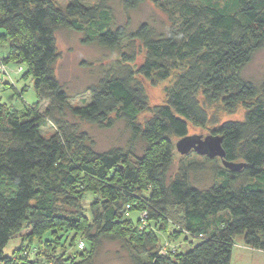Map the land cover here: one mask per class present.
<instances>
[{
  "label": "trees",
  "instance_id": "16d2710c",
  "mask_svg": "<svg viewBox=\"0 0 264 264\" xmlns=\"http://www.w3.org/2000/svg\"><path fill=\"white\" fill-rule=\"evenodd\" d=\"M108 1L89 7L71 0L60 9L53 0H0V29L9 44V57L0 63L24 64L37 96L34 107L46 104L42 113H32V106L19 112L0 102V263L95 264L104 239L129 251L132 264H231L237 236L264 252V85L241 75L264 47V0H120L126 11L152 2L167 15L164 33L147 22L133 29L117 24ZM60 29L108 50L139 42L144 61L131 68L124 64L135 62L138 53H122L120 70L88 89L91 101L71 106L54 70ZM176 70L165 104L137 123L147 104L139 77L164 81ZM3 75L0 85H9ZM200 90L205 102H221L227 112L247 107L242 121L225 122L210 134L221 137L225 156H202L222 165L213 166L220 181L206 189L188 180L200 163L182 159L170 177L176 144L189 136L188 126L208 123ZM116 119L130 131L127 151H95L76 124L111 128ZM47 121L56 131L44 137L40 130ZM139 141L141 155L134 149ZM190 152L197 154H179ZM222 161L240 166L229 169ZM86 194L94 198L85 208ZM169 220L177 224L171 231ZM160 226L168 237L176 231L200 242L185 252L162 253ZM25 229L27 246L4 257L8 241Z\"/></svg>",
  "mask_w": 264,
  "mask_h": 264
},
{
  "label": "rangeland",
  "instance_id": "374dc122",
  "mask_svg": "<svg viewBox=\"0 0 264 264\" xmlns=\"http://www.w3.org/2000/svg\"><path fill=\"white\" fill-rule=\"evenodd\" d=\"M70 1L71 0H53L55 5L60 9H65ZM80 2L90 7L96 5L98 0H80ZM108 5L115 16L116 23L123 24L128 22V25L132 29L142 22H147L158 33H164L169 25L167 15L160 11L150 1H147L131 11L124 10L120 0H109ZM55 37L59 55L54 67L55 75L65 89L71 106H84L91 101V95L88 89L96 85L99 79L120 70L118 62L121 59L122 53L130 54L131 51L138 53L135 62L124 64L134 69H137L138 65H140L145 58V51L139 42H134L133 44L123 43L120 48L108 50L96 45L82 44L80 41L81 34L67 29H60L56 32ZM2 38L5 40L4 43L1 41ZM8 57L9 44L4 31L0 29V60L7 59ZM4 69L6 75L5 81H8L9 85H0V102L19 112H24L31 106H36L37 96L33 89V79L27 73L26 66L11 61L4 66ZM179 73V70L172 71L170 77L164 81L139 77L143 84L147 104L146 109L137 116V123L141 125L144 124L145 121L152 117L154 107L165 104L167 96L166 90L173 84ZM241 75L245 80L257 87L264 85V47L242 68ZM197 99L207 114L208 123L204 128H195L189 125L187 134L189 136L197 135L203 139L212 134L214 129L225 122L242 121L247 111V107L242 104H239L232 113L227 112L221 102L209 104L205 102L201 90L197 95ZM45 107L46 104L44 103L37 108L34 107V109H30V111L32 113H42ZM66 118L70 123L74 122L70 115H67ZM76 124L81 130L88 134L90 140H92L93 149L97 152L107 151L112 148H120L123 151H127L130 148V131L122 120L116 119L111 128H98L85 123ZM40 131L41 135L49 137L55 133L56 129L53 124L47 121ZM134 149L136 154L141 155L143 143L140 141L136 142L134 144ZM184 157L177 152L175 153L174 164L170 171L171 178L176 177L180 162L183 159L185 164L192 162L203 165L202 168L188 171V180L191 185L199 189H206L220 181L219 178L215 176V171L213 170V166L215 165L222 167L219 159H216L215 163H208L205 161L204 157L194 152H190ZM93 198L94 196L91 194L85 195V208ZM137 217L138 215L136 212L130 214V218L134 221ZM138 218L141 228H144L148 222L144 216V211L139 212ZM168 222L170 226L172 225L170 228L171 231L174 229L173 226L175 222L173 220H169ZM161 223L162 222H160L159 225H161ZM175 225L177 226V224ZM163 227L164 226H160L162 232L166 226ZM164 233L165 231L163 235L157 233V238L162 242V247H164L165 250L170 249L172 252L176 251V249H178L179 252H185L200 242L199 238L189 239L187 237L185 240V236L176 231H173L169 237ZM28 234L29 231L25 229L19 235L13 236L8 241L3 251V256L12 257L13 253L18 251L22 245L27 246L24 236ZM60 234L61 233H58V235ZM172 237L177 240L175 242H170ZM17 263L16 260L13 261V264ZM8 264L12 263L9 262ZM95 264H132V260L130 259L129 251L124 249L119 243L104 239L95 258ZM231 264H264V252L246 246L243 243V238L237 236L233 241Z\"/></svg>",
  "mask_w": 264,
  "mask_h": 264
},
{
  "label": "water",
  "instance_id": "95a60500",
  "mask_svg": "<svg viewBox=\"0 0 264 264\" xmlns=\"http://www.w3.org/2000/svg\"><path fill=\"white\" fill-rule=\"evenodd\" d=\"M222 139L219 136H206L202 139V137L194 135V136H186L177 142L176 147L179 153L186 154L190 150H194L198 155L207 156L209 158H220L223 159L225 156L224 150L221 145ZM224 166L229 169H237L240 165H234L225 163L222 161Z\"/></svg>",
  "mask_w": 264,
  "mask_h": 264
},
{
  "label": "built area",
  "instance_id": "2783aa9c",
  "mask_svg": "<svg viewBox=\"0 0 264 264\" xmlns=\"http://www.w3.org/2000/svg\"><path fill=\"white\" fill-rule=\"evenodd\" d=\"M0 73H5L4 65H2L1 63H0ZM144 216L146 217L145 212H144ZM80 247H81V245H80ZM161 249H162V251H161L162 253H164L166 251L164 247H162Z\"/></svg>",
  "mask_w": 264,
  "mask_h": 264
}]
</instances>
